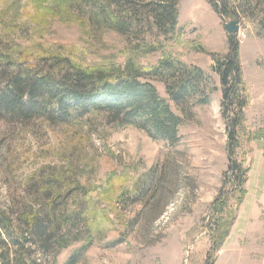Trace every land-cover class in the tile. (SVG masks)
I'll list each match as a JSON object with an SVG mask.
<instances>
[{"label":"rangeland","instance_id":"374dc122","mask_svg":"<svg viewBox=\"0 0 264 264\" xmlns=\"http://www.w3.org/2000/svg\"><path fill=\"white\" fill-rule=\"evenodd\" d=\"M34 1L0 0V39L10 52L44 47L62 50L85 64L113 58L123 65L124 51L129 53L128 46L137 39L158 48L140 55V65L155 66L163 57H172L196 67L205 74L203 92L208 97L205 104L181 102L176 110L161 82L143 80L183 117L175 146L132 127L112 130L99 124L98 134H92L80 125L64 128L42 120L21 125L0 118L1 204L34 194L45 169H51L52 178L64 177L90 189L115 174L120 179L118 194L126 193L129 201L149 173L165 175L158 182L155 202L120 209L109 216L111 228L90 236L77 223L71 238L80 241L56 249L51 240L54 250L38 256L41 264H68L72 259V264H264V39L242 21L233 38L239 46L246 101L239 117L223 102L218 76L211 70L213 56L228 54L230 37L206 0H167L176 2L178 31L173 32L158 30L144 13L126 15L117 9L120 27L129 29L123 34L105 28L100 18H88L79 6L65 17L59 9L51 12L54 0H45L41 7ZM117 1L123 0H103V6L114 11ZM1 75L0 91L5 87ZM234 123L237 148L229 156L228 134ZM232 161L249 168L245 195L241 203L230 199L236 218L224 244L213 252L211 207L233 185L224 184ZM78 199L75 194L66 203L57 202L56 212L77 207Z\"/></svg>","mask_w":264,"mask_h":264},{"label":"trees","instance_id":"16d2710c","mask_svg":"<svg viewBox=\"0 0 264 264\" xmlns=\"http://www.w3.org/2000/svg\"><path fill=\"white\" fill-rule=\"evenodd\" d=\"M45 0H35L40 7ZM213 10L225 20L245 22L252 32L264 39V0H206ZM146 2V3H144ZM55 3V5H54ZM51 12L59 9L67 17L73 6H79L90 19L100 18L105 28L125 33L117 20V9L124 14L147 15L162 32L178 31L176 2L167 0L117 1L115 10L103 6V0H54ZM91 8L92 12L87 9ZM87 10V11H86ZM107 10V11H106ZM122 24V23H121ZM126 32V33H127ZM8 44L0 39V72L5 87L0 91V118H9L21 125L42 120L50 126L70 128L87 127L98 134L101 124L112 130L128 127L145 132L149 137L175 146L178 128L183 117L174 112L169 103L158 96L154 86L143 80H157L164 85L168 101L177 108L181 102L207 103L203 85L205 74L196 67H189L172 57H163L155 66L139 64L140 55L155 53L157 47L136 43L124 51L123 65L113 58L95 64H85L62 50L48 48L10 52ZM238 42L229 38V52L213 56L211 70L218 76L222 100L229 109L241 117L246 107L238 60ZM145 52V53H144ZM244 97H243V96ZM203 96V97H202ZM229 128V124H226ZM236 123L228 134V153L237 148ZM249 168L232 161L224 184L233 182L231 189L220 193L212 204L213 240L211 251L217 252L228 237L236 218V209L229 205L231 198L241 203ZM51 169L42 170L35 184V193L25 195L21 202L0 203V264H41L39 255L49 250L51 240L56 249H63L80 240L71 238L77 223L90 236L93 232L111 228L109 216L117 215L122 208L144 202L145 206L158 197L159 181L165 175L149 173L137 193L128 200L126 193H119L120 179L115 174L106 176L97 186L83 187L80 183L52 178ZM78 199L76 206L65 213L56 212L57 202ZM155 202V201H154ZM91 246L83 244L80 251ZM51 248V249H50ZM73 259L68 262L72 264ZM212 264V263H210Z\"/></svg>","mask_w":264,"mask_h":264},{"label":"water","instance_id":"95a60500","mask_svg":"<svg viewBox=\"0 0 264 264\" xmlns=\"http://www.w3.org/2000/svg\"><path fill=\"white\" fill-rule=\"evenodd\" d=\"M223 19V27L227 35L231 38H234L238 33L239 24L236 20H225Z\"/></svg>","mask_w":264,"mask_h":264}]
</instances>
